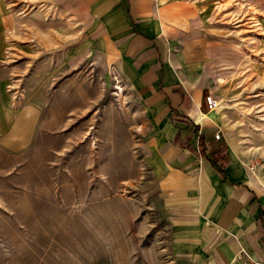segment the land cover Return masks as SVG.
<instances>
[{
    "label": "rangeland",
    "instance_id": "obj_1",
    "mask_svg": "<svg viewBox=\"0 0 264 264\" xmlns=\"http://www.w3.org/2000/svg\"><path fill=\"white\" fill-rule=\"evenodd\" d=\"M194 1L183 49L264 197V0ZM92 26L85 0H0V264H174L146 111Z\"/></svg>",
    "mask_w": 264,
    "mask_h": 264
},
{
    "label": "crops",
    "instance_id": "obj_2",
    "mask_svg": "<svg viewBox=\"0 0 264 264\" xmlns=\"http://www.w3.org/2000/svg\"><path fill=\"white\" fill-rule=\"evenodd\" d=\"M85 2L97 50L121 60L146 111L147 161L173 263L239 264L241 251L263 259L264 197L249 162L234 152L219 107H208L207 67L192 59L194 49H183L196 34V2Z\"/></svg>",
    "mask_w": 264,
    "mask_h": 264
},
{
    "label": "bare ground",
    "instance_id": "obj_3",
    "mask_svg": "<svg viewBox=\"0 0 264 264\" xmlns=\"http://www.w3.org/2000/svg\"><path fill=\"white\" fill-rule=\"evenodd\" d=\"M15 5V3H12L10 6H14ZM14 19H15V17H14ZM23 27V28H22ZM18 26L17 25V23L16 22H14V21H5V22H3L2 23V25H1V30L5 33V30H9L10 31V35L8 36V38L5 40L8 44H9V42L10 41H13L14 42V39H15V36H17L18 35V33H19V36H21L22 38H23V35H25V33H26V31H29V32H34V30H33V28H32V26L31 27H29V25H28V27L27 28H25L24 26ZM39 27H41V25L39 26ZM39 29V28H38ZM38 29H37V31H38ZM36 31V32H37ZM8 35V34H7ZM45 35L44 34H42V36H39V40L38 41H42L43 42V40L41 39V38H43ZM44 39V38H43ZM58 39V38H57ZM56 39V40H57ZM60 40V39H59ZM58 40V41H59ZM18 41V40H17ZM18 42H20V41H18ZM24 42H26V41H24ZM61 42V41H60ZM0 45H1V51H2V49H3V46H2V44L0 43ZM4 53V52H3ZM3 57V54H0V58H2ZM40 90V89H39ZM38 90V91H39ZM34 92V91H33ZM36 94V93H35ZM34 94V95H35ZM206 113V112H205ZM213 120V119H212Z\"/></svg>",
    "mask_w": 264,
    "mask_h": 264
},
{
    "label": "built area",
    "instance_id": "obj_4",
    "mask_svg": "<svg viewBox=\"0 0 264 264\" xmlns=\"http://www.w3.org/2000/svg\"><path fill=\"white\" fill-rule=\"evenodd\" d=\"M206 100L210 110H215L220 106L218 99L212 94L207 95ZM237 260L239 261V264H264V258L263 259L252 258L244 251L239 252V254L237 255Z\"/></svg>",
    "mask_w": 264,
    "mask_h": 264
},
{
    "label": "trees",
    "instance_id": "obj_5",
    "mask_svg": "<svg viewBox=\"0 0 264 264\" xmlns=\"http://www.w3.org/2000/svg\"><path fill=\"white\" fill-rule=\"evenodd\" d=\"M217 165V164H216Z\"/></svg>",
    "mask_w": 264,
    "mask_h": 264
}]
</instances>
